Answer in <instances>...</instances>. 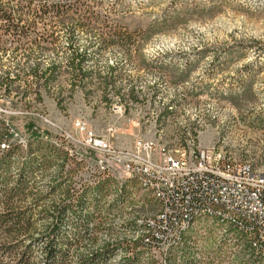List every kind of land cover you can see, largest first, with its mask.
Returning <instances> with one entry per match:
<instances>
[{"label":"rangeland","instance_id":"obj_1","mask_svg":"<svg viewBox=\"0 0 264 264\" xmlns=\"http://www.w3.org/2000/svg\"><path fill=\"white\" fill-rule=\"evenodd\" d=\"M83 1L34 0L60 9L57 16L40 11L37 17L22 5L6 4L11 12L18 9L13 16L22 15L18 26L30 27L11 32L0 17L5 126L24 139L63 143L75 158L93 159L98 154L84 144V132L73 124L77 119L96 136L117 121L112 144L120 149H130L136 138L165 142L170 149L177 146L175 137L195 132L199 144H215L229 158L264 169V0ZM73 57L83 58L82 72L70 68ZM5 78H12L9 93ZM147 98L152 105L145 104ZM117 101L122 115L113 111ZM111 177L116 186L134 180ZM125 206L119 220L136 221L155 213L159 203L137 184ZM219 228L206 220L190 230L198 257L209 264H240L238 255L219 245ZM217 245L218 256L211 251Z\"/></svg>","mask_w":264,"mask_h":264},{"label":"trees","instance_id":"obj_2","mask_svg":"<svg viewBox=\"0 0 264 264\" xmlns=\"http://www.w3.org/2000/svg\"><path fill=\"white\" fill-rule=\"evenodd\" d=\"M77 2L83 5L86 1ZM4 3L34 4L35 11L41 12L46 8L34 0H0V17L7 24L9 18H2ZM13 12L18 9L10 11V16L21 20ZM82 64L81 57L69 61L73 71L82 72ZM36 69L38 66L35 73ZM2 82L9 93L12 78ZM8 132L0 121V143ZM81 168L82 162L63 145L38 136L29 138L23 154L14 144L0 152V264H209L198 257V244L190 235H183L163 253V262H158L156 253L150 251L154 239L146 225L128 217L114 222L124 215L137 182L116 186L113 177L92 171L89 184L83 177L73 176ZM245 246L240 264H262L254 249ZM219 249L214 246L211 251L218 256Z\"/></svg>","mask_w":264,"mask_h":264},{"label":"built area","instance_id":"obj_3","mask_svg":"<svg viewBox=\"0 0 264 264\" xmlns=\"http://www.w3.org/2000/svg\"><path fill=\"white\" fill-rule=\"evenodd\" d=\"M4 4L5 16L2 18H9L11 32H22L21 29L26 27L18 26L22 15L21 20L12 19L10 9H6V3ZM13 8H17V5L14 4ZM21 8L26 9L24 12H33L32 17H37L40 12L31 10L30 6ZM2 31L4 27L0 30L1 33ZM146 103L152 105L149 98L145 99ZM122 110L125 109L117 101L113 105V111L122 115ZM73 124L77 130L84 132V144L98 154L96 159L87 156L77 158L84 166L79 169L80 174L76 177H83L90 182L92 171L104 172L123 180H126V174H135V180L151 181L154 188L155 185L167 186V193L161 194L157 211L141 220L149 221V231L154 239L150 251L157 253L158 262H163L161 251L165 245L178 243L177 231L181 230V224L195 212L206 208H213L214 214L223 215L224 222L232 220L233 229H239L244 235L254 233L259 256L264 257V171H252V166L229 158L215 144H199L195 140V132H187L184 139L175 137L178 139L173 145L178 146V153L168 155L165 152V142L159 143L153 139L136 138L130 149L113 146L112 137L119 130L117 121L110 124L106 133L101 136L87 131L81 120L77 119ZM28 140L29 138L19 136L13 127L11 138L3 139L2 148L18 145L23 154V151H27ZM69 154L75 156L74 152L69 151ZM145 202L146 200H141V204ZM238 210L257 213L260 216L259 228H250L248 221H242L238 217Z\"/></svg>","mask_w":264,"mask_h":264},{"label":"bare ground","instance_id":"obj_4","mask_svg":"<svg viewBox=\"0 0 264 264\" xmlns=\"http://www.w3.org/2000/svg\"><path fill=\"white\" fill-rule=\"evenodd\" d=\"M157 102L154 101V104ZM153 120L157 122V115L153 116ZM8 127V137L7 139L11 138L12 130L9 124H6ZM6 135V134H5ZM3 147V142L0 143V149L2 151L8 149L9 147ZM169 148V147H168ZM221 151V150H220ZM165 152L168 155H177L178 153V146H175L170 149H165ZM246 166H251L248 163H244ZM252 171H264V169H259L252 167ZM126 179H134L135 174H126ZM122 181H125L122 179ZM139 186V189L142 193L151 196L154 200L158 201L159 207L161 202V194L167 193V186L166 185H155L151 181H143V180H135ZM123 183V182H122ZM121 184V182H120ZM238 217L242 221H248L250 228H259L260 225V216L257 215L254 211H247V210H238ZM142 217L136 219V222L139 225H146L149 228V221H141ZM206 220H213L220 228L217 229L218 238L220 240L219 245H224L227 248V252L231 256H239V259L243 257V254L246 252V246L249 245L250 248L254 249V253L261 259V263L264 264V257L259 256V246L255 243V235L254 233H247L244 235L239 229H233V222L232 220H225L223 219V215H216L214 214L213 208H206L202 209V211L195 212L190 218L187 219L186 222L181 224V230L177 231V238L180 241L183 235H188L190 230L194 227L196 223L199 221H206ZM119 217L115 219V222H119ZM144 234V233H143ZM136 238V237H135ZM177 244H167L162 248V253H165L171 246ZM215 246V248L218 246ZM247 257V256H246ZM253 258V257H252ZM244 260V259H243Z\"/></svg>","mask_w":264,"mask_h":264},{"label":"flooded vegetation","instance_id":"obj_5","mask_svg":"<svg viewBox=\"0 0 264 264\" xmlns=\"http://www.w3.org/2000/svg\"><path fill=\"white\" fill-rule=\"evenodd\" d=\"M52 11L54 13V15H59V11L60 9L58 7H55V6H49V7H46L45 8V11L44 12H50Z\"/></svg>","mask_w":264,"mask_h":264}]
</instances>
